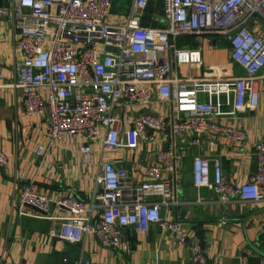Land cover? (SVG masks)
Listing matches in <instances>:
<instances>
[{"label": "built area", "instance_id": "1", "mask_svg": "<svg viewBox=\"0 0 264 264\" xmlns=\"http://www.w3.org/2000/svg\"><path fill=\"white\" fill-rule=\"evenodd\" d=\"M115 1L13 0L10 9L0 8V15L10 14L17 31L13 87L21 92L25 113L45 119L52 141L77 139L76 150L85 162L100 138L105 152L140 154L146 145L154 152V163L142 167L138 179L124 167L101 164L87 202L73 196L52 201L28 183L18 195L19 215L33 216L25 208L46 212L53 203L68 212L61 219L67 227L94 236L108 249L128 252L123 230L147 231L151 224L187 245L183 226L160 213L174 193V138L188 134L194 147L205 137L219 136L233 144L245 141L243 129L219 120L258 106L264 35L249 25L264 23V0H161L163 27L142 24L149 0H120L123 15L112 13ZM190 36L222 37L243 75L224 76L218 68L207 67L206 72L215 74L184 76L182 67L203 64L201 48L178 44ZM152 106L158 113L132 111ZM163 142L168 143L166 150L161 149ZM43 151L38 146L36 157ZM254 156L255 173L238 184L225 182L218 160L196 157L193 186L210 189L221 204L235 197L259 202L264 199L263 141L255 145ZM7 166L8 158L0 152V169ZM261 246L264 249V227ZM187 249L193 264H208L199 243ZM77 264L92 263L80 259Z\"/></svg>", "mask_w": 264, "mask_h": 264}, {"label": "crops", "instance_id": "2", "mask_svg": "<svg viewBox=\"0 0 264 264\" xmlns=\"http://www.w3.org/2000/svg\"><path fill=\"white\" fill-rule=\"evenodd\" d=\"M12 3L13 0H2L0 8L10 9ZM249 28L264 35L261 21ZM16 33L10 14L0 15V152L8 158L7 168L0 169V264H77L80 259L92 264H193L187 249L190 243L201 245L208 264H264V199L245 203L235 197L230 203L221 204L210 189H197L196 199L190 193L194 188L192 162L196 157L218 160L226 183H245L255 173L254 147L264 142V68L258 73L257 108L238 113L233 119L219 120L223 125L243 129V143L233 144L219 136L205 137L194 147L188 134L174 138L178 158L176 173L170 177L174 193L170 204L161 206L160 213L183 226L187 245L178 244L170 233L151 224L147 231L134 227L123 230V244L129 249L125 252L122 248L102 247L94 236L67 227L61 219L68 212L53 203L43 214L25 208L33 216L19 215L18 195L28 183L52 201L73 196L87 202L101 164L110 162L124 167L138 179L141 168L154 163V152L151 145L144 146L140 154L105 152L100 138L90 160L85 162L76 150L80 142L77 139L52 141L45 119L27 115L21 92L13 87L18 59L13 51ZM183 46L201 48L203 58L200 67H182L184 76L215 74L206 72L207 67L218 68L224 76L243 75V70L231 61L229 46L222 37L195 36ZM215 58H220V62L216 63ZM132 111L158 113V108L134 107ZM165 145L167 148V142L161 143V149ZM38 146L44 147L40 157L35 155ZM71 236L74 241L69 240Z\"/></svg>", "mask_w": 264, "mask_h": 264}, {"label": "trees", "instance_id": "3", "mask_svg": "<svg viewBox=\"0 0 264 264\" xmlns=\"http://www.w3.org/2000/svg\"><path fill=\"white\" fill-rule=\"evenodd\" d=\"M162 1L161 0H149L148 6L146 8L145 17L143 25H150L152 27H163L162 21ZM195 36L183 37L178 40L179 45H183L185 41H190ZM195 44V43H194Z\"/></svg>", "mask_w": 264, "mask_h": 264}, {"label": "rangeland", "instance_id": "4", "mask_svg": "<svg viewBox=\"0 0 264 264\" xmlns=\"http://www.w3.org/2000/svg\"><path fill=\"white\" fill-rule=\"evenodd\" d=\"M120 6L125 7V5H123V3L120 0H116L113 4L112 13L116 15H123L124 10L121 9ZM215 62L216 63L220 62V58H215ZM180 73H182V71H180Z\"/></svg>", "mask_w": 264, "mask_h": 264}, {"label": "water", "instance_id": "5", "mask_svg": "<svg viewBox=\"0 0 264 264\" xmlns=\"http://www.w3.org/2000/svg\"><path fill=\"white\" fill-rule=\"evenodd\" d=\"M1 5H2V0H0V7H1ZM167 148H166V145L164 146V149L163 150H166ZM190 193H191V197L193 198V199H196L197 198V188H193L191 191H190ZM30 209H32L33 211H35V212H37V213H40V214H43L44 212H41V211H39V210H37V209H34V208H30Z\"/></svg>", "mask_w": 264, "mask_h": 264}]
</instances>
